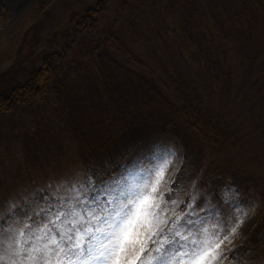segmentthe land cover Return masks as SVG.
I'll use <instances>...</instances> for the list:
<instances>
[{"label": "rangeland", "instance_id": "obj_1", "mask_svg": "<svg viewBox=\"0 0 264 264\" xmlns=\"http://www.w3.org/2000/svg\"><path fill=\"white\" fill-rule=\"evenodd\" d=\"M1 1L0 93L27 79L43 55H61L62 73L42 100L0 115V201L84 181L91 153L106 155L135 129L173 125L180 132L176 144L155 146L149 155L154 141L140 143L124 174L167 157L181 192L222 173L255 188L260 207L243 218L228 255L231 264H264L259 9L230 29L246 0H100L104 12L85 30L78 25L81 10L97 0Z\"/></svg>", "mask_w": 264, "mask_h": 264}, {"label": "snow or ice", "instance_id": "obj_2", "mask_svg": "<svg viewBox=\"0 0 264 264\" xmlns=\"http://www.w3.org/2000/svg\"><path fill=\"white\" fill-rule=\"evenodd\" d=\"M173 167L164 157L0 201V264H231L246 194L181 192Z\"/></svg>", "mask_w": 264, "mask_h": 264}, {"label": "trees", "instance_id": "obj_3", "mask_svg": "<svg viewBox=\"0 0 264 264\" xmlns=\"http://www.w3.org/2000/svg\"><path fill=\"white\" fill-rule=\"evenodd\" d=\"M250 9L254 11L259 9L261 14L264 15V4H261L260 0H246V2L242 4L239 12L235 14L237 16L233 18L231 17L232 23L230 24V29L235 25L234 22L236 25L243 26V17L248 15ZM3 12L4 4L0 0V17ZM103 12V3L100 2V0H97L94 6L81 10L78 25L85 30L91 29ZM235 35L238 36L236 33ZM95 47H97V45L93 46V48ZM122 54L129 61L139 63V60L126 46H122ZM61 63V55H43L39 67L36 68L27 79L23 82H17L7 91L0 93V115L16 109L19 105H25L31 101L42 100L49 93L51 87L55 84L56 80H58L57 78L62 73ZM136 80L143 84V86H147V91L150 92V89L153 91V87L148 84V81H143L144 79ZM178 87L179 90H183V82H179ZM182 116L197 135L204 139L205 133L202 128L198 126L199 124L186 117V114ZM135 130L136 131H133L130 136L127 137L128 139L126 138L127 140L125 139L126 141L122 143V146H120V144H114L113 149L108 150L106 155L91 153L90 157L87 159L88 161L83 165L85 167L84 170L86 171V178L84 181L89 178L98 181L101 178H106L105 174L109 172L112 174L124 173V168L128 164V158L132 157L136 146L142 142L148 141V139H151L152 142L154 141L150 144L151 148L148 150L150 155L155 146L159 147V145L163 146L165 144L174 145L180 137V132L173 125L169 128L164 127L155 131H145V129L141 128ZM149 155L147 157L151 158ZM202 183L210 184L217 189L222 188L225 185L231 186L232 189L238 188L241 192L246 194L244 199L248 201V204L244 205V207L248 208V213L255 212L260 207V193L253 187H247L244 184L234 182L232 178L230 179L229 175L222 173L217 179H201L200 186ZM225 196L226 199H231L230 192L226 191ZM228 215H231V210H229Z\"/></svg>", "mask_w": 264, "mask_h": 264}]
</instances>
